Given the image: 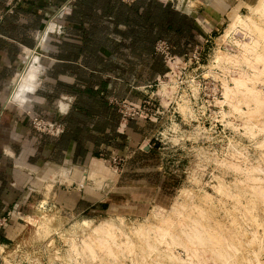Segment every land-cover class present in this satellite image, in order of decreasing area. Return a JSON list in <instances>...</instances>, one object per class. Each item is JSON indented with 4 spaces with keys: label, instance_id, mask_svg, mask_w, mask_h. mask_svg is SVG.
<instances>
[{
    "label": "rangeland",
    "instance_id": "obj_1",
    "mask_svg": "<svg viewBox=\"0 0 264 264\" xmlns=\"http://www.w3.org/2000/svg\"><path fill=\"white\" fill-rule=\"evenodd\" d=\"M160 1L181 5V0ZM249 1L252 0H215L213 5H206L205 0L188 1L202 8L194 15L200 23V18L203 19V25L197 29L196 58L188 59L192 49L184 58L177 56L178 59L162 61L166 71L145 82L142 81L145 71L142 76L131 74L129 84L136 87L140 85L136 82L142 81L148 86L142 97L129 87V97L125 100L137 104L148 98L150 102L140 108L139 117L127 118L126 123L134 134L115 135L111 148L102 147L101 154L88 162L39 169L37 176L42 179L39 185L35 181L38 189L30 186L27 207L21 210L26 216L20 219L21 233L10 242L12 244L1 247L0 264H100L97 258L90 259L91 251L82 250L85 241L91 240L86 235L107 220L124 228V232L115 229L124 234L131 225L153 223L160 216H176V210L182 213L177 216H244L243 213L247 216L242 205L250 196L249 184L252 183L251 187L258 184L264 191V146L257 144L264 134L254 137L248 127L255 118L251 92L245 93L247 101L223 103L222 93L226 86L234 85L233 78L238 71L230 65L225 69L219 57L222 52H233L230 58H238L239 47L230 35L223 37V30L231 21H236L230 18L233 11L241 17L250 14ZM202 2L206 6H199ZM211 5L215 10L207 11L211 17L201 14ZM232 32L231 37L241 35L237 29ZM215 49L222 52L214 56ZM261 97L264 98V94ZM251 166H260V169L256 172ZM250 175L258 177L254 178L256 182L250 181ZM246 176H250L248 181H245ZM34 178L35 174L31 185ZM218 179L226 185L225 190L229 188L228 192L222 193L216 188ZM240 179L241 183L245 179V186L240 185ZM237 189H242V195L245 192L239 198V211L233 209L236 201L230 197ZM203 193L210 194L211 198L202 203ZM43 197L46 201L40 207ZM254 203L253 215L264 216V203L257 200ZM11 210L8 208L0 215V218L5 217L0 232L13 216ZM42 215L49 224L40 231L37 226ZM68 238L70 241L66 242ZM67 245L79 250L73 253L74 263L67 260ZM87 247L91 250V246ZM259 256L260 260L264 259V249ZM120 258L124 264L130 263L126 257Z\"/></svg>",
    "mask_w": 264,
    "mask_h": 264
},
{
    "label": "crops",
    "instance_id": "obj_2",
    "mask_svg": "<svg viewBox=\"0 0 264 264\" xmlns=\"http://www.w3.org/2000/svg\"><path fill=\"white\" fill-rule=\"evenodd\" d=\"M142 1L134 7L120 0H0V215L8 208L13 214L0 232V249L21 233L20 219L26 217L21 210L35 181L41 182L40 168L88 162L102 147L111 148L115 135L134 134L114 102L128 98L130 88L142 97L148 86L128 82L154 56L153 44L161 36L159 16L144 19L149 10L153 13L154 0ZM188 1L181 0L180 7L167 1V11L179 14L181 26L176 29L175 20L172 26L163 24L162 33L178 50L191 44L197 38L193 28L203 25L194 16L202 8ZM214 1L205 0L206 5ZM65 2L68 11L56 20L60 32H47L43 40L55 7ZM212 5L201 14L213 13ZM31 55L36 56L33 71L39 87L21 108L10 100L12 84L24 57ZM32 116L63 129L57 135L38 132L31 127Z\"/></svg>",
    "mask_w": 264,
    "mask_h": 264
},
{
    "label": "bare ground",
    "instance_id": "obj_3",
    "mask_svg": "<svg viewBox=\"0 0 264 264\" xmlns=\"http://www.w3.org/2000/svg\"><path fill=\"white\" fill-rule=\"evenodd\" d=\"M249 3L250 4H248V6L250 8V14H245L241 17L237 11H233L230 18L236 21H231L229 25L223 30V37H226V35H230V38H232L233 42H235L236 47H239L238 53L236 52L238 58L235 59L234 57L231 59L230 57L233 52L224 54L220 49H215L213 53L214 56H218L219 53L222 52V56L219 58H221V63L223 64L225 69L226 66L229 67L230 65V68L231 66H234L238 71H236L237 73H235L234 78L232 77L234 80V85L232 84L233 86H226L224 92L222 93V99H224L223 103L227 102L230 104H234L239 100L244 102L245 99L247 101L248 98L247 96H245V93H252L251 99L254 102V105L252 106L254 111L252 110V108L251 110L255 114V118L253 119V121L250 120L252 124L248 127L252 135L256 137L255 134H264V98L261 97V94H264V0H252L249 1ZM236 14H238L239 16H237ZM236 16L237 18L233 19ZM54 24V20L51 19L47 24L44 32L52 31ZM235 29L240 31L241 35L239 37H231V33H233L232 31ZM44 32L42 34L43 40L46 37V34H44ZM219 39L222 43L223 40H221V38ZM28 54H30V52ZM32 56L33 55L29 57L30 59L27 58L28 56L24 57L25 61L22 64L16 76V79L12 84V86H15V90L18 87H29L28 84H26L28 80L26 73L33 71L36 56L33 59ZM235 68L231 69L235 70ZM223 82L224 84L226 83L225 81ZM12 94L13 92L10 95V100ZM215 98L216 97H214V101ZM253 113L252 117L254 116ZM221 114L222 116H224L223 113ZM247 120L248 119H246V121ZM257 144H261V147L264 146V135L262 139H260V141L258 140ZM77 167L81 168L79 166ZM255 169L256 172H258L260 166H258V168L256 166ZM85 174L88 173L86 172ZM89 175H87V178ZM249 177L246 176L245 178L247 180H244L248 181ZM242 178H244V176ZM254 178L258 177L251 176L250 181L253 182ZM244 180L243 183H241L242 180L240 181L241 184L237 180V183L240 185L244 184L245 186ZM255 180L256 179H254V181ZM259 180L260 179H258L257 182L260 183ZM251 184H249L250 187L246 184L248 186L247 189L250 190V196L247 197L245 204L243 201L244 205H242L243 210L246 212L247 216L245 215V213H243L244 216L222 217L177 216L179 214L181 215L182 213L176 210V212H174L176 216L167 215L160 216L159 218H157L158 216H155L157 219L153 223L140 222L134 226L131 225L126 229L127 232H125L124 234H122L124 232V228L122 229L121 226L107 220L106 222L104 221L105 223L102 222V224H100L99 226H95V228L92 230V233L90 231L91 235L90 233L86 235L87 237L90 236L91 243L85 239L86 241L82 251H84V249H86V251L88 250V252L91 251L92 257L90 259L94 260L97 258L96 260L100 264H124V262L121 261L120 257H126V259L129 260L131 264H264V259L260 260L259 256L260 251L264 249V216H255L253 215L254 213H252V211H256L253 210L255 209L254 202L256 200L264 203V191L260 190L261 188L263 189L262 186H259L257 184V187L253 185L251 187ZM216 186H218L216 188L221 190L222 193H224V191L228 192L229 188L226 189L227 191L225 190L224 187L226 185L224 186L221 179H218V185ZM234 187L236 188L237 186ZM241 190L237 189L230 195V197H233L236 201V205L233 206V209L238 211V207L241 205V202L239 201V198L242 195L240 193ZM225 195L227 196L228 194L225 193ZM243 195H245V192ZM209 197L211 198L210 194L203 193L202 196H200V201L202 202L203 200L209 199ZM45 201L46 200L44 197L40 200V207ZM260 204L262 206V203H259V206ZM193 205L195 206V203ZM181 210L182 209H180V211ZM42 216L43 217L39 220V224L37 226L40 231L43 227L48 226L49 224L47 223V218L44 215ZM117 228L123 231L121 233L123 236L119 233L121 231L118 232L115 230ZM115 231L119 234H117ZM67 241H70V239L68 238L66 242ZM88 245L91 246V250H89V247H87ZM71 246L73 245L71 244ZM241 246L244 248H242ZM77 251L79 250H77L76 248L72 249V247L68 246L67 260L69 259L70 261H72V263H74L73 261H75V255H73V253ZM92 262L94 263V261Z\"/></svg>",
    "mask_w": 264,
    "mask_h": 264
},
{
    "label": "built area",
    "instance_id": "obj_4",
    "mask_svg": "<svg viewBox=\"0 0 264 264\" xmlns=\"http://www.w3.org/2000/svg\"><path fill=\"white\" fill-rule=\"evenodd\" d=\"M9 2H14V1H20V0H8ZM121 2L124 3H130L133 0H120ZM69 5L67 2L60 4L55 7L54 13L52 14L51 18L49 20H54L55 25L52 29V31H45L44 34L47 32H60V25H56V20L59 19L64 13L68 11ZM48 20V21H49ZM153 51L154 53L159 54L163 61H169V60H174L175 58L178 59L177 56L172 55L170 53V46L161 39H158L154 42L153 45ZM189 58H196V48L194 47L191 54L188 56ZM114 102V101H113ZM116 105L117 112L119 113L120 117L122 119H133L135 117H139L140 113L142 112L140 108H142L145 104H149V99L143 98L137 104H133L131 102H128L126 100H118L114 102ZM30 124L31 127L41 133L48 134V135H57L59 134L63 126L60 123L57 122H51L36 116H32L30 118ZM5 221V217L0 218V227L3 226Z\"/></svg>",
    "mask_w": 264,
    "mask_h": 264
},
{
    "label": "trees",
    "instance_id": "obj_5",
    "mask_svg": "<svg viewBox=\"0 0 264 264\" xmlns=\"http://www.w3.org/2000/svg\"><path fill=\"white\" fill-rule=\"evenodd\" d=\"M139 1H141V3H144V1H142V0H133L130 3H124V2L123 3L124 4H128L129 6L136 7L137 4H138V6L140 5ZM146 4L149 6V5H151V2H146ZM153 5H154L153 13H151V11L149 10L147 13L144 14L145 21L147 19L149 21L150 20L155 21V20H157V18L159 16L160 27H161V34H160L161 36L158 39L164 40L170 46V53L172 55L178 56L180 58H184V56L189 54L191 52V50L194 48V46L198 44V39L197 38L196 39H192V43L191 44H188L182 50H178L176 48L175 44L172 43V41H170V39H168L165 36H163L162 27L164 26L163 24H165L166 26H172L173 21L175 20V27H176V29H179L180 26H181V22H180L181 20H180L179 14L176 12L175 16L173 17V12H171V11L168 12L167 11V8H168V3L167 2L166 3H162V2H160L158 0H154V4ZM136 10L137 9H135V11ZM193 29L195 30V32H197V29L195 27ZM176 33H178L177 30H176ZM192 36L194 38L195 33ZM162 61H163L162 57L159 54L154 53V56L151 58V60L142 62L141 65H143V67H144L143 71H145L144 74H146V76L143 77L142 81H144L145 79H146V81L148 79H151L153 77V76H151V75H153L152 73H155L157 71H158V73H160V75L163 74L166 71V67L164 66ZM131 63L135 64V62H131ZM154 66H158L159 68L156 69ZM143 71H142V69H140L138 75L142 76L141 74H143ZM147 72L150 75H148ZM136 83H139V81L136 82ZM136 83H134L133 85H138Z\"/></svg>",
    "mask_w": 264,
    "mask_h": 264
},
{
    "label": "clouds",
    "instance_id": "obj_6",
    "mask_svg": "<svg viewBox=\"0 0 264 264\" xmlns=\"http://www.w3.org/2000/svg\"><path fill=\"white\" fill-rule=\"evenodd\" d=\"M27 79L32 82L30 87H18L12 94L11 102L19 107H23L25 104L29 103V95L35 93L39 87L38 74L36 72L26 73Z\"/></svg>",
    "mask_w": 264,
    "mask_h": 264
}]
</instances>
